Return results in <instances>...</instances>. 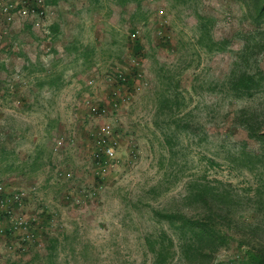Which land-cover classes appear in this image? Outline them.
<instances>
[{"label":"rangeland","instance_id":"obj_1","mask_svg":"<svg viewBox=\"0 0 264 264\" xmlns=\"http://www.w3.org/2000/svg\"><path fill=\"white\" fill-rule=\"evenodd\" d=\"M67 5L61 32L47 29L45 12L32 25H0V183L35 187L51 217L34 255H6L0 236V264H185L183 251L191 259L198 243L186 242L178 224L159 214L194 217L210 204L231 214V223L208 264L238 262L242 231L247 241L264 244V142L244 127L256 117L252 125L264 131V86L244 91L234 82L244 73L264 79V16L252 22L251 6L240 0ZM52 50L40 64L37 55ZM114 63L132 72L128 85L135 88L108 120L117 148L99 172L91 140L105 120L88 116L84 105L106 91L103 78L87 81ZM51 78L53 87L39 85ZM6 83L15 87L12 95ZM55 132L63 135L58 148ZM236 156L250 161L239 165ZM56 166L70 176L51 174ZM201 185L216 191L205 202L191 195ZM157 248L163 261L156 262Z\"/></svg>","mask_w":264,"mask_h":264},{"label":"built area","instance_id":"obj_2","mask_svg":"<svg viewBox=\"0 0 264 264\" xmlns=\"http://www.w3.org/2000/svg\"><path fill=\"white\" fill-rule=\"evenodd\" d=\"M43 10L42 0H0V25L8 27L15 21L22 23L25 20L32 25L37 17L40 18L43 15ZM135 34L136 31L134 30L131 37H134ZM130 63L135 66L136 70L139 69L140 59L138 57L133 55ZM131 74L132 72L130 73L124 64L114 63L100 72L93 70L92 76L87 81V84H90L96 78H103L104 82L102 83H104V91H106L105 95H93V101H86L84 105L88 116L91 115L105 120L100 123L94 138L92 137L91 140V148L93 149L91 154L99 172H102L108 165L110 166L115 159L116 138L108 120L116 116L120 108L128 105L131 98L129 88L133 90L135 88L128 85L132 84L129 79ZM104 97L106 99H102ZM60 146V140H55V148ZM64 175L68 177L69 173L65 171ZM5 184L3 181L0 183V206L11 210L9 206L15 203L17 205L15 211H22L25 207L22 200L30 196L29 190H33V187L24 188L14 185L5 187ZM7 219L8 221L2 226L5 233L10 237L8 245L4 247L6 252H9L12 256H17L21 252L23 255L28 250L42 247L45 234L48 231L46 228H42V221L36 217L35 213L31 216L14 214Z\"/></svg>","mask_w":264,"mask_h":264},{"label":"trees","instance_id":"obj_3","mask_svg":"<svg viewBox=\"0 0 264 264\" xmlns=\"http://www.w3.org/2000/svg\"><path fill=\"white\" fill-rule=\"evenodd\" d=\"M244 1L246 5H250L251 9L253 10V17L251 18V21L254 22L255 24L259 23L262 20V17L264 16V0H240ZM50 29H53L56 27V25L52 24L49 26ZM255 80L253 74H248L244 73L241 76H239L235 83H237L240 87H242V90L244 91H250L254 90L257 92L258 90H262L264 85H261V88L259 89H254L253 87L258 86L257 84L261 83L263 78L259 79L256 78ZM253 85V87H252ZM256 117H253L252 121L255 120ZM251 121V122H252ZM250 122V121H249ZM245 124V129L247 131V136L250 137L253 141L260 143L264 142V131H260L261 129L256 126L254 127L252 123ZM246 143V142H245ZM245 143L240 144L239 152L240 156L242 157L243 151L247 147ZM241 150V151H240ZM232 156V153H231ZM235 156V155H233ZM255 156V155H254ZM257 157H254V164H256L259 160H256ZM245 159V158H243ZM258 159V158H257ZM238 162L239 165L243 164L244 162H249L250 160L246 158L245 160H242V158L238 159L237 156L233 157V162ZM251 162V163H252ZM254 164L252 166H254ZM70 176V175H69ZM68 176V177H69ZM10 184H5V187H8ZM31 187V186H29ZM33 187V186H32ZM215 190H212L211 188H206V185H201L200 187H197L195 191L192 192V196L197 198L199 201L205 202V198L207 197V194L215 193ZM29 195L27 198H24L22 200L23 204L25 207H23L22 211H15L17 205L15 203H12L9 208L7 209L6 207H1L0 206V218L4 219V223L8 221V217L11 215H33V213L36 214V217L41 219L42 223V228H46L48 231L50 227V216L49 213L46 212L47 205L44 203H41L40 198L37 197V192L36 188L33 187V190H29ZM191 196V197H192ZM204 200V201H203ZM216 205V204H215ZM208 207L207 211H202L201 214H198L194 217H185L182 214H178L177 216L170 214V213H163L159 214L160 218L165 219L168 222L174 221L175 223L178 224L177 229H180V232L182 234V237L185 238L186 242L190 243L192 241L197 242V247H194L191 252L192 257L191 259L186 255L187 252L183 251V260L187 264H208L207 262L210 261L209 257L213 254L215 247H219L223 244H225L226 241V234H224V230L226 226H228V222L231 223V214L226 213L224 215H221L220 213H217L214 207L212 205H206ZM14 210V211H13ZM0 225V236L2 237V244L5 247V245H8L9 241V236L5 233V230H3V224ZM187 232V233H185ZM243 237L242 239H239L238 243L239 245L244 246L243 250V255L242 257L237 260L238 262L234 264H264V244L263 243H254V240L251 239L249 241L248 237L242 231ZM48 234V232H47ZM45 234V239L42 243V247L45 245L46 242V235ZM207 247V248H206ZM158 250L155 251V259L157 261H163V253L161 252V248H157ZM39 248H34L32 250H28L23 253L24 255H33L38 252ZM204 250L206 252H204ZM5 251V250H4ZM6 252V251H5ZM19 253V252H18ZM6 255L11 254L9 252L5 253ZM22 255V252L17 255L13 256L16 258H20ZM32 255V256H33ZM161 257V258H159ZM185 263V264H186ZM156 264H161L160 262H157Z\"/></svg>","mask_w":264,"mask_h":264},{"label":"crops","instance_id":"obj_4","mask_svg":"<svg viewBox=\"0 0 264 264\" xmlns=\"http://www.w3.org/2000/svg\"><path fill=\"white\" fill-rule=\"evenodd\" d=\"M68 2H69V0H67V1H64V0H44V2L42 0V7H43L44 12L46 14V16H45V18H46L45 22L48 25L47 29H49V31H51V32H56V31L58 32V31H60L61 32V22L63 21V19L59 17V14L61 13L60 11L62 9H64V4H65V8H67V6H68L67 3ZM72 2H73V0H72ZM53 11H55L56 13H54ZM52 24L56 25V27L53 28V29H50L49 26H51ZM51 36H54V35L51 34V35L48 36V38H51ZM0 45H2V42L0 43ZM5 49H6V47H5ZM53 53H56V51L52 50L50 52V54H46V55H42V54L37 55L38 56V62L40 61V59L43 58V56H51L52 57V54ZM47 63L50 65L52 63V61L51 62L49 61ZM40 64H42L41 61H40ZM53 67H54L53 65L49 66L48 67L49 70L46 69V72H47V70H48V72H54L55 69ZM40 68H43V66L40 67ZM90 73H91V69H89L85 73V75H89ZM56 74L59 75L60 73H56ZM40 82L41 83H39V85H41V86L42 85H45V86L50 87V88L53 87V86H49L50 84H53V79L52 78L51 79H46V80L40 81ZM5 86H7V88H8L7 91L10 92V94L12 95L14 93V88L15 87H12V85L11 84H8V83H6ZM65 137H66L67 141L68 140H71V138H68V133H66ZM50 138L51 139L53 138L52 140H53V142H55V140H57L58 138H62L63 139V135L59 134L58 132H55L53 134V136L52 135L50 136ZM34 145L35 146L38 145L37 148H41L43 150L46 149V144L44 142L42 144L41 141H36V143L34 142ZM38 151H40V149ZM56 156H57V158L59 160H61L60 156H58V155H56ZM36 157H37V155H36ZM36 162H37V160L35 159L33 161V164H35ZM40 164L43 165L41 161H40ZM41 165H39V166H41ZM50 166L52 167V165H50ZM51 167H49V171L51 172V174L54 175V172H56L55 176L57 175L60 178L65 177V175H64L65 174V170L60 169L58 166L54 167L53 169ZM51 178H53V176H51ZM10 185H14V186L21 187V185L19 184V182H14V181ZM25 198H27V197H25Z\"/></svg>","mask_w":264,"mask_h":264}]
</instances>
